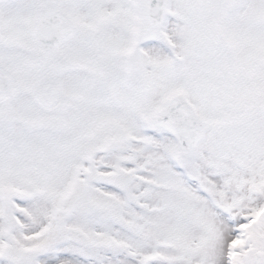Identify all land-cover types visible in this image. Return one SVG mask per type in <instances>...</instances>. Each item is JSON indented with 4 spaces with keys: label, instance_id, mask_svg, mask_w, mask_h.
Masks as SVG:
<instances>
[{
    "label": "snow or ice",
    "instance_id": "snow-or-ice-1",
    "mask_svg": "<svg viewBox=\"0 0 264 264\" xmlns=\"http://www.w3.org/2000/svg\"><path fill=\"white\" fill-rule=\"evenodd\" d=\"M0 264H264V0H0Z\"/></svg>",
    "mask_w": 264,
    "mask_h": 264
}]
</instances>
